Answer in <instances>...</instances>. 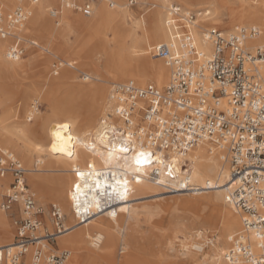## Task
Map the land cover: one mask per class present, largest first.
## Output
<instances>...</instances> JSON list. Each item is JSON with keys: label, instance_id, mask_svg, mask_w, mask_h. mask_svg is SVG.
<instances>
[{"label": "built area", "instance_id": "obj_1", "mask_svg": "<svg viewBox=\"0 0 264 264\" xmlns=\"http://www.w3.org/2000/svg\"><path fill=\"white\" fill-rule=\"evenodd\" d=\"M98 1L116 5L113 0L69 1L68 5L90 16ZM142 1L128 3L134 6ZM166 12L169 38L155 44L151 54L164 56L171 79L163 87L153 82L140 84L135 79L112 84L106 109L90 140L92 154L109 151L118 162L73 169V191L86 188L81 199L73 201L76 218L84 223L107 210L117 214L119 203L128 199L133 184L141 181L174 194L217 188L190 181L187 154L209 142L225 152L223 159L230 168L225 199L242 216V228L229 237L225 259L264 264V44L251 47L247 43L258 37L261 29L239 25L226 31L206 26L199 20L200 12L176 4L168 6ZM50 13L55 18L59 15L54 9ZM28 16L24 6L9 12L0 9V37L15 39L7 50L11 60L25 55L27 43L39 45L20 35ZM197 29L210 44V53L197 44ZM61 65V61L54 64L55 73ZM70 66L77 68L75 61ZM82 77L91 79L86 72ZM39 108L37 102L33 104L29 121ZM137 158L149 162L138 164L146 168L133 172L128 164ZM28 171L12 151L0 145V185L9 175L1 208L19 212L14 219L15 243L0 250V264H66L68 250L45 252L38 246L29 259L25 257L44 226L43 209L27 182ZM50 214L56 231L64 232V213L58 203L51 205Z\"/></svg>", "mask_w": 264, "mask_h": 264}, {"label": "bare ground", "instance_id": "obj_2", "mask_svg": "<svg viewBox=\"0 0 264 264\" xmlns=\"http://www.w3.org/2000/svg\"><path fill=\"white\" fill-rule=\"evenodd\" d=\"M69 1L77 2L81 0H38L36 3L20 0H3L5 2L4 5L6 3L16 4L17 6H24L28 10L31 18L28 24L29 29L49 34L48 44L51 50L47 49L48 52L56 55L58 52L63 51L65 46H68L75 50L78 55H87L101 62L105 70V78L103 81L113 80L119 82V80L129 77L140 79L141 82H144L143 79L152 77L158 86L169 83V77L171 76H169L170 69L164 56H157L164 59H156L154 55H150L154 44L166 42L169 38L165 25L167 2L169 0H161L162 9H157L148 18L147 22L144 21V25L140 26L141 34L138 29L139 25L133 22L131 10L127 6H124L121 0H113L116 4L114 7H111L107 1H98L97 3L102 2V4L95 6L92 14L87 16L88 19L75 15L74 10L68 5ZM55 6H61L62 9L61 12L59 11L60 19L64 22L62 27L53 25L47 16L48 8ZM208 14H210V11L205 12L206 16ZM242 15L241 23H254L264 33V0L259 1L257 8H253V6L248 5L245 1L242 8ZM203 19H210L213 24L219 25L213 17ZM57 22L59 23V21ZM82 27H87L92 34L87 39L80 38L77 46L70 45L68 42L70 33ZM107 30L112 31V37L107 36ZM97 34L101 35L102 41L108 49L107 53L102 54L101 52L100 57L92 55L94 52L100 53V50H97L98 44L95 39V35ZM260 35L249 40L247 42L248 45L255 47L256 45L264 44L259 41ZM50 38L61 40V45L51 42L49 40ZM195 38L197 44L206 53H210V44L205 41L202 32L198 29L195 32ZM262 39L264 40V35ZM250 42H255V44L250 45ZM139 43H142V45L140 46ZM86 44L89 45L88 48L85 47ZM0 51H3L2 43H0ZM101 57L105 61H102ZM14 61L0 62L1 69L5 68L9 75L15 77H24V74L29 68H32L35 73L40 75L45 69L41 67L42 63L35 57L27 64H23L20 59L19 61ZM72 61H61V66H63L61 77L48 81L47 85L41 89V92L43 90L44 98L53 99L61 87L62 89L63 87H67L65 90V98L63 99L66 104H56L51 110L54 117H64V119L53 120L46 117L42 122L40 121L36 125H31L26 121L11 120L10 113L7 109L3 111L0 117V145L3 144V147L11 149L25 163H29L35 154L40 156L38 158L39 162L37 161L36 163H40L41 167L35 170L30 169L32 171V181L41 193H55L56 198L61 201L60 206L64 213L66 230L62 233L57 231L47 232V226H42L37 233L36 240L29 245L25 257L29 259L33 250L38 246L42 247L45 252H48L47 249L59 251V249H54L50 242V235H53L57 239L60 248H65L69 251L66 264H78L80 260H84L86 264H102L103 261L108 264H140L135 261L131 251L135 245V234L138 232L136 222L139 214V206L135 205V200L145 199L150 196H161L164 193H168V191L148 181H141L133 184V194H135L133 196L130 195L128 199L119 203L117 206V214L113 210H107L84 223H80L77 220L73 201L81 199V195L84 194L86 188H82L77 192L73 191V182L75 180L73 169L78 166H87L88 164L102 165L112 162L116 163L118 160L116 158L113 159L109 151L99 150L97 153L98 156L91 153L92 143L90 134L100 123L108 103L110 89L107 91L105 86L96 88L94 85L73 83V72L67 69V65L69 66ZM262 68L264 70V63ZM93 79L95 78L93 77ZM33 90L32 85L25 84L20 95L24 98H29ZM12 93L8 86L0 84V103L2 106L7 104V100ZM79 95L88 96L89 102L86 107V114L78 118L74 100ZM15 112V115H17V111ZM65 125L67 127H64ZM224 153V151L216 148V146H213L209 142H203L192 148L187 154V158L190 160V181L199 185L211 183L217 188L196 192H178L172 196L210 192L208 195L202 197L181 200L187 207L197 211L194 213L195 215L200 214L199 211L203 205L217 207L220 212V221L222 222L220 229L225 236V244L227 245L231 231L239 224L240 220L232 210L234 207L225 199V186L230 178V168L229 164L223 159ZM137 160L135 162L133 159L128 164L133 172H139L146 168L140 167ZM39 172H41V175ZM48 172L60 174L53 178L52 184H49L51 177L44 175ZM71 173L74 175L72 179ZM8 180L9 175L1 180V190L8 188ZM222 203L226 206L229 205L232 209L223 207L221 205ZM145 211L147 212L148 209ZM199 220L208 223H212L213 221L211 216H205L203 214L200 215ZM5 223V217L0 211V226L5 225ZM196 223V219L194 220V218L188 217L187 219L178 221L171 231L170 248L174 250L173 243L176 240L181 241L182 255L186 260L183 262L184 264L192 261L191 253H189L191 247L198 250L202 249L201 244H198L192 238L203 239V231L198 230L194 234L184 237L186 233H189L187 229L195 226ZM3 230L5 234L2 236V239L5 241L0 242V250L15 243L13 239L8 238L9 230L4 228ZM188 237L193 241L188 239ZM205 241L208 244L212 243L214 249L210 254V261L205 260L204 263L249 264L241 261H227L225 259V253L228 247H220V244L218 246V237L217 239L207 238ZM118 242L121 243L120 248L124 252L123 255H119L118 253Z\"/></svg>", "mask_w": 264, "mask_h": 264}, {"label": "rangeland", "instance_id": "obj_3", "mask_svg": "<svg viewBox=\"0 0 264 264\" xmlns=\"http://www.w3.org/2000/svg\"><path fill=\"white\" fill-rule=\"evenodd\" d=\"M117 1V0H116ZM129 0H121L124 6H127L128 9L131 10V17L133 19V22L139 25V33L141 34V27L144 25V21H148V18L151 17V15L159 8L161 7V0H143L137 5L131 6L128 3ZM246 3L248 5L253 6V8H257L260 0H169L167 2V8L170 6V4H176L181 5L184 7H187L191 10H194L196 12H200L199 20L201 23H203L206 26H217L220 29L229 31L235 28V26L239 25H255L254 23H248L243 24L241 23V20L243 18L242 15V8ZM85 0L77 1L78 4H83ZM103 2V1H102ZM102 2L94 3V9L95 6H99L102 4ZM105 2V1H104ZM184 2V3H183ZM2 0V4H0V9L3 12H9L17 7L16 4H10L6 3ZM54 9L58 12L62 11L61 6H55V7H49L47 10V16L52 21V24L56 27H62L64 22L62 19H60V12L58 18L53 17L50 13V10ZM73 9V8H72ZM74 10V9H73ZM72 10V11H73ZM167 11V10H166ZM206 11H210V14L207 16L205 15ZM75 15L80 16L82 18L88 19L86 15H84L82 12L74 10L73 11ZM213 17L215 21L219 23L213 24L212 20L203 18H209ZM30 16L27 17V20L24 22L25 24H22L20 30L21 36L24 40H36L39 45L33 46L29 43L26 44V53L20 59V61L24 63H29L31 60L34 59V57L42 63L41 67H44L45 69L40 74L35 73V71L32 70V68H29L28 71L24 74V77H15L12 75H9L8 71L5 68L1 69L0 66V84L3 86H8L10 89V92H13L8 100L6 105H1L0 103V117L5 109H7L10 113V119L16 120V121H26L31 125H36L40 121L42 122L44 118H50V119H64V117H54L52 115V108L56 104H66L63 99L65 98V90L67 87H61L60 91H57L53 99H46L43 96V90L41 92V89L44 88L48 81L54 80V78L61 77L63 71L61 66L58 69V73H55V67L54 64L57 61H65V60H73L76 62V67L73 68L70 65H67V69L71 72H73V83H80L83 85H94L97 87L105 86L107 88V91L111 88L112 84L115 83L113 80H107L103 81L105 78V70L102 66L101 62H98L95 59H92L90 56H84V55H78L75 50L72 48L65 46L64 50L61 52H58L56 55L48 52L47 49L51 50V47L48 44V38L49 34L40 33L37 30H31L28 27ZM59 21V23L57 22ZM92 33L89 31L87 27L77 28L73 32L70 33L68 42L72 46H77V43L80 38L87 39ZM264 35L263 32H261L259 41L264 43V40L262 39V36ZM107 36L112 37L113 33L111 30H107ZM96 42L98 44L97 50L100 53L94 52L92 55L95 57H100L101 52L102 54L107 53V48L105 47L101 35L97 34L95 35ZM51 42L61 45V40L58 39H49ZM15 42L14 38L9 39H2L0 37V43L3 45V51H0V62H15L14 60H11L7 57V50L10 45ZM157 44V43H156ZM250 45L255 44V42H250ZM141 46L142 43H139ZM155 45V44H154ZM153 45V46H154ZM46 47V49H44ZM86 48L89 47L88 44L85 45ZM151 49V48H150ZM34 55V56H33ZM150 55H152L150 53ZM156 57V56H155ZM102 61L105 59L103 57ZM164 59L162 57H156V59ZM19 61V60H18ZM65 67V66H64ZM170 69V68H169ZM86 72L91 76L90 80H86L82 77V73ZM171 75V71L169 70ZM44 76V77H43ZM93 77L95 79H93ZM100 80H98V79ZM171 76L169 77L170 80ZM128 79L133 78H124L121 81H125ZM137 82L140 84H146L148 82H154L152 77H148L143 79L144 82H141L140 79H136ZM117 82V81H116ZM25 84H30L33 86L34 90L29 98H24L20 95L22 88ZM166 85H162L160 87H163ZM38 103L40 105L39 111L34 114L33 120H28V115L30 116V111L32 110V106L34 103ZM89 102V97L84 95L76 96L74 100V105L77 110L76 114L79 117L82 115L84 116L86 114V107ZM103 110V109H102ZM15 111H17V115H15ZM102 114V111H101ZM76 116V117H77ZM76 119V118H75ZM0 131H1V121H0ZM45 142V141H43ZM2 146H4L2 144ZM11 151V149H9ZM15 154V153H14ZM17 156V155H16ZM19 157V156H18ZM40 156L35 154L32 156L31 161L29 163H25L20 157L18 159L22 160L21 162L24 164V166L29 170L27 173V182L29 183L32 190L36 192V198L38 204L43 209V223L47 226L46 231L47 232H55L56 228L52 223V217L50 214L51 205L53 203H58L61 205V201L56 198L55 193L49 192L48 194H43L41 191L37 188V186L33 183L31 174L32 171L30 169H39L41 167V164H37L36 162H39ZM37 165V166H36ZM41 175V172H39ZM45 176L51 177L49 179V184H52L53 178L60 175L59 173L55 172H48L44 174ZM72 176L74 178V175L71 173V179ZM6 188L4 190H1L0 188V211L2 212L3 216L5 217L6 223L3 226H0V242H4L5 240L2 239V236H4V229L9 230V239H13L15 241V234H16V228L14 225V219L18 216L19 212L16 211H5L1 209V201L3 199L2 194L6 193ZM210 193V192H209ZM209 193L201 192V193H195V194H182V195H175L172 196L174 193H164L161 196H150L147 198L137 199L135 200V205L139 206V214L137 217V228L138 232L135 234V245L131 249L132 254L134 256L135 261L139 262L140 264H184L186 260L183 258L182 255V243L179 240H176L175 243H173L175 249L171 250V231L176 226L177 222L180 220L187 219L188 217L196 219L197 223L195 226L189 227L187 230L189 233H186V235H191L197 232L198 230L203 231V239L199 238H192L197 242L198 244H201L202 249H194L190 248L189 253H191V259L192 261L187 264H207L204 263L205 260L210 261V254L212 250L214 249V246H212V243H206L207 238H219L220 247H229V239L227 241V245L225 244V236L223 235L221 231L222 222L220 221V212L217 207L215 206H207L203 205L202 208H200L199 213L200 214H194L197 212L196 210L190 209L187 207L181 199H188V198H195V197H202L204 195H208ZM135 194V193H134ZM132 193V196L134 195ZM225 208H231L229 205L221 204ZM142 206V207H141ZM145 207V209H144ZM144 211H143V210ZM148 211L146 212L145 210ZM150 210V211H149ZM233 212L239 217V224L235 226V228L231 231V235L240 231L242 228V216L235 212L234 209H232ZM151 212V213H149ZM205 216H211L213 219L212 223H208L202 220H199L200 215ZM74 220V219H73ZM44 233V231H42ZM95 234V233H94ZM205 238V239H204ZM8 239V240H9ZM188 239H190L188 237ZM190 239L191 241H193ZM198 239V240H197ZM190 241V242H191ZM50 242L52 243V246L54 249H59V251L67 250L65 248H60L59 244L57 243L56 238H51ZM215 243V242H214ZM190 245V244H189ZM117 247L119 248L118 253L119 255H123L124 252H122L121 243H117ZM192 249V250H191ZM48 252H54L59 253V251H54L52 249H47ZM78 264H86L84 260H80ZM102 264H108L105 261L102 262Z\"/></svg>", "mask_w": 264, "mask_h": 264}, {"label": "snow or ice", "instance_id": "obj_4", "mask_svg": "<svg viewBox=\"0 0 264 264\" xmlns=\"http://www.w3.org/2000/svg\"><path fill=\"white\" fill-rule=\"evenodd\" d=\"M64 127H67V125H65ZM55 147V146H54ZM69 155H71V153H69ZM140 156L141 157H144V153H140ZM149 161L146 159V158H143V159H138L137 160V163L138 164H141V163H148ZM82 175V174H81ZM79 186H77L78 188Z\"/></svg>", "mask_w": 264, "mask_h": 264}, {"label": "crops", "instance_id": "obj_5", "mask_svg": "<svg viewBox=\"0 0 264 264\" xmlns=\"http://www.w3.org/2000/svg\"><path fill=\"white\" fill-rule=\"evenodd\" d=\"M3 186H5V185H3Z\"/></svg>", "mask_w": 264, "mask_h": 264}]
</instances>
